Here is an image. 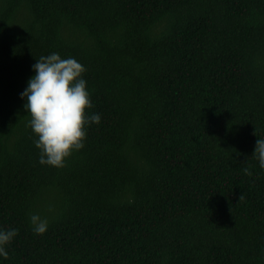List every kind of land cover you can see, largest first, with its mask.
Segmentation results:
<instances>
[{
    "label": "trees",
    "instance_id": "trees-1",
    "mask_svg": "<svg viewBox=\"0 0 264 264\" xmlns=\"http://www.w3.org/2000/svg\"><path fill=\"white\" fill-rule=\"evenodd\" d=\"M53 52L101 116L63 168L20 99ZM257 139L264 0H0L3 264H264Z\"/></svg>",
    "mask_w": 264,
    "mask_h": 264
},
{
    "label": "clouds",
    "instance_id": "clouds-1",
    "mask_svg": "<svg viewBox=\"0 0 264 264\" xmlns=\"http://www.w3.org/2000/svg\"><path fill=\"white\" fill-rule=\"evenodd\" d=\"M32 71L35 74L20 99L26 101L24 109L31 117L29 126L36 137L39 163L63 168L73 151L84 148L87 128L101 122L100 114L86 113L93 108L84 79L87 69L75 58H62L53 52L36 60ZM253 156L264 169V139H257ZM30 223L37 235L46 233L49 227L48 220L39 214H32ZM17 235L16 229H0V264L9 258L7 246Z\"/></svg>",
    "mask_w": 264,
    "mask_h": 264
}]
</instances>
